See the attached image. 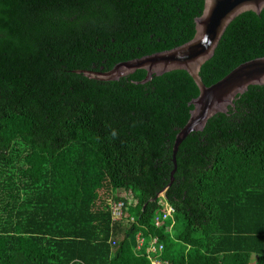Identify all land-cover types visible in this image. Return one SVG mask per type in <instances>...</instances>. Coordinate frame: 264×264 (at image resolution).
I'll return each instance as SVG.
<instances>
[{
  "label": "trees",
  "instance_id": "obj_1",
  "mask_svg": "<svg viewBox=\"0 0 264 264\" xmlns=\"http://www.w3.org/2000/svg\"><path fill=\"white\" fill-rule=\"evenodd\" d=\"M204 7L0 0V264H264V85L181 143L172 181L200 94L190 73L78 72L190 41ZM259 57L264 8L230 23L200 75L210 86ZM162 192L175 212L158 224Z\"/></svg>",
  "mask_w": 264,
  "mask_h": 264
},
{
  "label": "water",
  "instance_id": "obj_2",
  "mask_svg": "<svg viewBox=\"0 0 264 264\" xmlns=\"http://www.w3.org/2000/svg\"><path fill=\"white\" fill-rule=\"evenodd\" d=\"M264 0H205L202 15L196 18V34L188 42L170 50L157 52L142 58L118 63L110 71L82 69L78 72L98 80H118L138 69L148 71L143 83L166 72L185 69L195 80L200 94L190 104L194 106L186 125L178 132L173 146L174 169L172 181L178 169L177 153L181 143L194 131L203 130L215 114L226 113L238 94L246 92L250 85H264V57L240 64L218 82L207 86L200 75L203 64L215 53L227 27L239 15L247 11L261 13Z\"/></svg>",
  "mask_w": 264,
  "mask_h": 264
},
{
  "label": "built area",
  "instance_id": "obj_3",
  "mask_svg": "<svg viewBox=\"0 0 264 264\" xmlns=\"http://www.w3.org/2000/svg\"><path fill=\"white\" fill-rule=\"evenodd\" d=\"M161 196H162L161 201L163 202H160L161 203L160 207H162L165 210V212L163 213V215L156 216L155 220L158 224H163L164 221L175 212L174 207L170 205L166 200H164L165 194L162 193ZM126 209L127 207L123 200L114 201L112 203L113 219L121 220L125 215ZM152 249L154 250L155 248ZM155 264H160V262L157 261L155 262Z\"/></svg>",
  "mask_w": 264,
  "mask_h": 264
},
{
  "label": "rangeland",
  "instance_id": "obj_4",
  "mask_svg": "<svg viewBox=\"0 0 264 264\" xmlns=\"http://www.w3.org/2000/svg\"><path fill=\"white\" fill-rule=\"evenodd\" d=\"M164 194V193H163ZM120 195L122 196V197H124V198H127V199H129V200H131V195H130V193L128 192H121L120 193ZM161 202H163V201H161ZM254 261L252 262V264H257V262H258V258H257V256L256 257H254V259H253Z\"/></svg>",
  "mask_w": 264,
  "mask_h": 264
},
{
  "label": "clouds",
  "instance_id": "obj_5",
  "mask_svg": "<svg viewBox=\"0 0 264 264\" xmlns=\"http://www.w3.org/2000/svg\"><path fill=\"white\" fill-rule=\"evenodd\" d=\"M162 193H164V194H165V192H162ZM162 193H160V196H161V194H162Z\"/></svg>",
  "mask_w": 264,
  "mask_h": 264
}]
</instances>
